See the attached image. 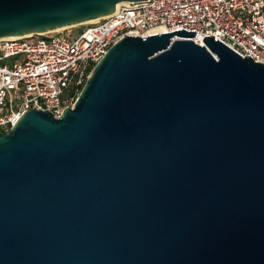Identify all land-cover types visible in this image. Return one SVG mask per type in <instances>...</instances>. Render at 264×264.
<instances>
[{
  "label": "water",
  "instance_id": "water-1",
  "mask_svg": "<svg viewBox=\"0 0 264 264\" xmlns=\"http://www.w3.org/2000/svg\"><path fill=\"white\" fill-rule=\"evenodd\" d=\"M140 1L0 0V39ZM196 34L125 36L0 132V264H264V64Z\"/></svg>",
  "mask_w": 264,
  "mask_h": 264
},
{
  "label": "built area",
  "instance_id": "built-area-1",
  "mask_svg": "<svg viewBox=\"0 0 264 264\" xmlns=\"http://www.w3.org/2000/svg\"><path fill=\"white\" fill-rule=\"evenodd\" d=\"M148 1L123 2L113 14L82 24L78 33L72 32L75 26L1 38L0 132L7 133L30 109L61 118L74 106L96 65L125 36L194 30L191 39L197 44L214 36L241 57L264 64V0Z\"/></svg>",
  "mask_w": 264,
  "mask_h": 264
},
{
  "label": "rangeland",
  "instance_id": "rangeland-1",
  "mask_svg": "<svg viewBox=\"0 0 264 264\" xmlns=\"http://www.w3.org/2000/svg\"><path fill=\"white\" fill-rule=\"evenodd\" d=\"M81 26H82V25H79V26H77L76 28L72 29V32H73V33H76V32L78 33V32L81 31V29H82ZM70 28H72V27H70ZM64 32H65V33H68L69 31H64ZM58 35H59V36H63V35H65V34L62 33V34H58ZM35 39H36V40H37V39H40V37L37 36Z\"/></svg>",
  "mask_w": 264,
  "mask_h": 264
},
{
  "label": "bare ground",
  "instance_id": "bare-ground-1",
  "mask_svg": "<svg viewBox=\"0 0 264 264\" xmlns=\"http://www.w3.org/2000/svg\"><path fill=\"white\" fill-rule=\"evenodd\" d=\"M120 5H121V3L118 4V6H120ZM95 21H96V20H95ZM95 21H91V22H95ZM91 22H89V23H91ZM89 23H88V24H89ZM158 32H162V30H158Z\"/></svg>",
  "mask_w": 264,
  "mask_h": 264
},
{
  "label": "trees",
  "instance_id": "trees-1",
  "mask_svg": "<svg viewBox=\"0 0 264 264\" xmlns=\"http://www.w3.org/2000/svg\"><path fill=\"white\" fill-rule=\"evenodd\" d=\"M71 93H72V92H71ZM71 93H70V94H71ZM72 95L76 97L78 94H77L76 92H75V93L73 92Z\"/></svg>",
  "mask_w": 264,
  "mask_h": 264
}]
</instances>
